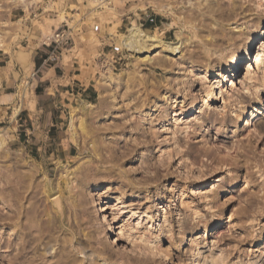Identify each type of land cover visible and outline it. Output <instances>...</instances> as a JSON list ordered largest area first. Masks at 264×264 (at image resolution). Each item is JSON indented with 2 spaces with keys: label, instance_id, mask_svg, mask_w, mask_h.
<instances>
[{
  "label": "rangeland",
  "instance_id": "1",
  "mask_svg": "<svg viewBox=\"0 0 264 264\" xmlns=\"http://www.w3.org/2000/svg\"><path fill=\"white\" fill-rule=\"evenodd\" d=\"M4 1L0 71L32 0ZM80 4L63 56L96 99L6 110L0 264H264V0ZM133 27L178 51L131 55Z\"/></svg>",
  "mask_w": 264,
  "mask_h": 264
},
{
  "label": "crops",
  "instance_id": "2",
  "mask_svg": "<svg viewBox=\"0 0 264 264\" xmlns=\"http://www.w3.org/2000/svg\"><path fill=\"white\" fill-rule=\"evenodd\" d=\"M82 0H32L10 7L9 20L20 34L13 53H3L0 71V124L10 123L8 109H70L95 101L92 77L78 58L48 60L47 46L55 31L70 27ZM7 0L4 5L7 6ZM63 18V19H62ZM71 28V27H70ZM74 32H72L73 34ZM21 126V125H20Z\"/></svg>",
  "mask_w": 264,
  "mask_h": 264
},
{
  "label": "bare ground",
  "instance_id": "3",
  "mask_svg": "<svg viewBox=\"0 0 264 264\" xmlns=\"http://www.w3.org/2000/svg\"><path fill=\"white\" fill-rule=\"evenodd\" d=\"M191 2V1H190ZM190 4V3H189ZM193 3H191L192 5ZM235 5V4H234ZM233 8L231 10H235L236 6H232ZM215 11V10H214ZM213 11V12H214ZM212 12V11H211ZM225 14V13H224ZM223 14V16H224ZM231 14V13H230ZM222 16V17H223ZM230 16V15H229ZM224 18V17H223ZM256 39L251 42L249 45L246 54L236 60V65L233 68L232 74L236 75L239 71V67L241 64L247 63L249 60H251V52L255 45H257ZM120 45L123 49L128 51L131 55H138L141 53H144L146 51L153 50L154 48L158 46H163L167 51L170 53H175L178 51L177 46H173L170 44H165L161 39L156 35H147L145 34L139 27H133L127 36L121 39ZM191 112H194L195 109L191 108ZM197 112V111H196ZM153 137H151L152 139ZM153 140V139H152ZM148 143V142H147ZM154 142L149 141V145H152ZM103 210L101 209V212Z\"/></svg>",
  "mask_w": 264,
  "mask_h": 264
},
{
  "label": "built area",
  "instance_id": "4",
  "mask_svg": "<svg viewBox=\"0 0 264 264\" xmlns=\"http://www.w3.org/2000/svg\"><path fill=\"white\" fill-rule=\"evenodd\" d=\"M71 28L64 25L62 28L55 31L52 36L51 43L47 46L49 49L48 60L59 61L62 59L65 49L70 44Z\"/></svg>",
  "mask_w": 264,
  "mask_h": 264
}]
</instances>
